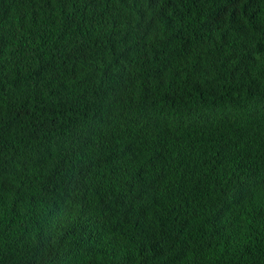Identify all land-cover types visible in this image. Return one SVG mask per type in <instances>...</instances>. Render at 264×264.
Here are the masks:
<instances>
[{"label": "trees", "instance_id": "trees-1", "mask_svg": "<svg viewBox=\"0 0 264 264\" xmlns=\"http://www.w3.org/2000/svg\"><path fill=\"white\" fill-rule=\"evenodd\" d=\"M0 219V264H264V0H0Z\"/></svg>", "mask_w": 264, "mask_h": 264}, {"label": "clouds", "instance_id": "clouds-1", "mask_svg": "<svg viewBox=\"0 0 264 264\" xmlns=\"http://www.w3.org/2000/svg\"><path fill=\"white\" fill-rule=\"evenodd\" d=\"M24 218V214L21 212L19 216L15 219H22ZM9 225H7L3 220L0 219V249L6 247L8 244H3L2 240H9ZM257 247V242H253L251 245H248L246 248V253H250V251H253ZM231 252V251H228ZM230 256H227L229 258ZM228 264H230V261L227 260Z\"/></svg>", "mask_w": 264, "mask_h": 264}, {"label": "bare ground", "instance_id": "bare-ground-1", "mask_svg": "<svg viewBox=\"0 0 264 264\" xmlns=\"http://www.w3.org/2000/svg\"><path fill=\"white\" fill-rule=\"evenodd\" d=\"M258 141V140H257ZM255 167V166H254ZM54 219H55V217H54Z\"/></svg>", "mask_w": 264, "mask_h": 264}]
</instances>
